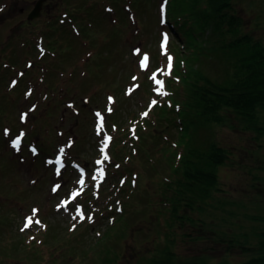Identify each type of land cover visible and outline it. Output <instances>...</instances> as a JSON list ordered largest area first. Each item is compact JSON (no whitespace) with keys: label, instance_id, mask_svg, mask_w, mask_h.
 <instances>
[{"label":"rangeland","instance_id":"374dc122","mask_svg":"<svg viewBox=\"0 0 264 264\" xmlns=\"http://www.w3.org/2000/svg\"><path fill=\"white\" fill-rule=\"evenodd\" d=\"M35 2L0 0V264H196L246 257L228 239L254 242L264 230L263 221L247 217L264 215V93L245 104L242 97L239 104L221 101L211 117H197L196 110L207 100L202 88L218 89L242 72L235 61L245 47L230 52L221 47L224 40L248 33L264 45V0H230L219 16L201 20L206 38L196 47L168 28L164 0H44L40 16L28 19ZM29 34V46L39 49L26 55L28 48L19 45H27ZM42 46L51 50L42 55ZM200 46L207 52L192 57ZM64 49L73 53L58 70ZM144 54L147 69L140 67ZM168 56L173 71L157 76L168 93L160 96L150 77L167 70ZM20 83L25 88L13 91ZM152 99L157 105L142 117ZM182 109L189 124H180ZM105 136L112 139L101 152ZM16 137L19 150L11 145ZM209 141L223 147L222 162L198 159L195 151L186 161L198 173H215L205 188L174 166L182 152ZM105 154L108 160L97 165ZM65 200L67 207L58 209ZM33 209L41 223L21 231Z\"/></svg>","mask_w":264,"mask_h":264},{"label":"trees","instance_id":"16d2710c","mask_svg":"<svg viewBox=\"0 0 264 264\" xmlns=\"http://www.w3.org/2000/svg\"><path fill=\"white\" fill-rule=\"evenodd\" d=\"M168 0L167 4L165 5V12H166V22L168 28L171 29V31L175 34V36L180 39L184 40L187 45H193L196 47L197 43L201 42L206 38L205 36H201L205 34V31L207 30L206 27L203 25L201 20L206 19H212L215 12L221 14V10H223L225 5H228L230 0ZM82 10H80V13ZM77 14V13H75ZM234 15V14H232ZM87 17V15H86ZM62 28V27H61ZM49 30V29H48ZM33 33V31H31ZM30 33V34H31ZM61 33V32H59ZM30 34L25 37L24 40H26V43H20V48H28V51L25 52L26 55H31L32 50H38V45H33L32 47L29 46L31 37ZM55 35L56 32L54 33ZM63 34V33H62ZM202 37L199 41L198 38ZM55 38V37H54ZM59 38L63 40H66L65 35H60ZM72 38L70 37V40ZM53 38L48 39V45L50 46V43H52ZM69 42V39L67 40ZM241 46L245 47L246 54H242L241 57L238 58L235 61V67L242 69V72L240 73L239 77H236L234 80L230 82V84H219L217 87L218 89L214 88L215 84H208L205 88H202L201 95H206L207 100L202 104V107L199 109L197 108V117H211L216 113V106L221 103V101L225 104H239L237 100L240 99V103H247V99L250 95L256 96L258 93H264V86L260 87L256 84L257 81H264V74L261 76V70L257 69V63L258 61V68H261L264 70V63L262 62L264 60V45H261L259 41H257L256 38L252 37L248 33H240L236 35L234 38L231 39V41L224 40L222 42V48L225 50L229 49L228 51H235L239 50ZM51 47V46H50ZM44 52H48L51 50L49 47L46 49L43 46L41 47ZM254 48V49H253ZM207 48H204V46H200V51L196 54L198 56H195L196 54H192V57H200L203 53L207 52ZM193 53H195V50H192ZM230 51V52H231ZM72 50H61L59 53V61H57L58 66L56 68H59L58 70L62 69V60H65L64 58H70L72 55ZM34 56V53L32 54V57ZM41 56V55H40ZM240 57V56H239ZM195 60V58H194ZM197 64V63H196ZM29 68L30 64L27 65ZM29 69H26V71ZM259 70V72H258ZM260 73V74H259ZM27 74V73H25ZM260 75V76H259ZM190 80H187V83H189ZM185 84V82H184ZM260 84V83H259ZM1 85V82H0ZM25 88V86H22V84H18L17 86H14L12 89L13 91H16L17 93ZM258 95V96H259ZM219 97H222V99H218ZM188 107V106H187ZM197 107V106H196ZM3 108L0 107V112H2ZM185 112L184 109L181 111V118H178L179 121H181L180 124L187 123L189 124V121L184 118L182 115ZM205 115H204V114ZM208 114V115H207ZM183 121V122H182ZM181 125V127H182ZM12 131V130H11ZM185 140L182 139V143L185 147ZM29 145V143H26V145ZM27 145V146H28ZM31 146H34V144H30ZM171 145V144H170ZM22 148V147H21ZM24 148V147H23ZM42 148V147H41ZM44 149V148H43ZM187 150V149H186ZM182 152V158L180 160V163L178 165L174 166L175 172H183L184 175L192 176V180H195L196 182L202 181L203 184H206L205 188H208L210 184L215 182V173L210 171L208 172L206 169H200V173L196 172L192 169L190 166V163L186 162L189 154H193L195 151V156H198V159L208 158L212 160L213 162L219 163L224 160L225 152L223 151V147L215 143L214 141H209L206 143H202L201 146H193V148L188 152ZM188 153V154H187ZM190 155V156H191ZM208 172V174H207ZM210 173V174H209ZM196 177V178H195ZM194 178V179H193ZM198 178V179H197ZM167 189H170L167 188ZM204 190V189H203ZM119 202H121L119 199H117ZM205 204L201 205L204 207ZM251 220L255 221H263L264 222V215L262 216H247ZM235 244L237 243L239 247L241 248L242 252H244V255L246 254V257H243V259L239 260L238 262H214L211 260H200L196 261V264H264V230H260L257 233V239L256 241L252 242L249 241L247 238H244V241H239L235 239H228V244Z\"/></svg>","mask_w":264,"mask_h":264},{"label":"snow or ice","instance_id":"6c2138e0","mask_svg":"<svg viewBox=\"0 0 264 264\" xmlns=\"http://www.w3.org/2000/svg\"><path fill=\"white\" fill-rule=\"evenodd\" d=\"M167 2H168V0H164V4H162V7H161L162 17H163L164 10H165V5L167 4ZM163 22H165V21L162 19V23ZM168 43H169V36H168L167 33H164L163 34V39H162V44H161V48H162L163 54H167V45H168ZM134 51L136 53H139L140 52L139 49H135ZM167 59H168L167 70H164L162 68L161 69H157V71L154 72L152 74V76L150 77V79L155 84V89H154L155 92L158 95H160V96H167L168 93L165 90V81L163 79H157V76L160 75V74H162L164 76H171L172 71H173V58L171 56H168ZM148 61H149L148 55L147 54H144L143 55V58L140 60V67L142 69H147V67H148ZM133 79L135 80L136 78L133 77ZM13 83H15V81ZM129 91L131 92V89ZM111 100H112V98L109 97V101H111ZM157 103H158L157 100L152 99L151 102H150V104H149V106H148V110H146L145 112H143L141 114L142 117H147L148 114H149V111L151 110V108L154 107V106H156ZM108 110L111 111V108H109ZM97 116L99 117L100 116V113H97ZM23 118L24 117L22 116V119ZM99 130H100V125H98V132H99ZM131 131H132L133 136H135V125L133 126V128L131 129ZM7 134H8V130L5 129V135H7ZM111 139H112V137L105 136V138L103 140V147L101 148V152H104L105 149H107L108 144H109V141H111ZM20 144H21L20 137H16L15 139H12L11 140V145L13 146V148H15L17 150H19ZM60 151L63 152V149H61ZM107 160H108V156L105 154L104 155V158H103V161L102 160H97L96 161V164L97 165H101L104 161H107ZM57 174H59V169H57ZM98 175H99V177L101 179L103 178V176H104V169L103 168L98 169ZM79 183L81 185H83L84 184V180L81 179L79 181ZM121 183H123V181H121ZM133 183H135V180H133ZM59 187H60L59 185H55L52 190L55 192ZM77 195H78L77 192H73L72 193V198L74 199ZM69 203H70V201H68V200L63 201L61 205H58V209L60 207H65L66 208ZM32 211H33V215L26 217V222L24 224V228H22L21 231H24L25 229H28L33 223H36V224H40L41 223L38 219L37 220H34V216L36 215V213H37L38 210L37 209H33ZM76 211H77V214L79 215V217H80L81 220L85 219V215H84V213L81 211V209L79 207H77ZM73 219H76V217H73ZM87 219L89 221H92L93 220V217L91 215H88L87 216ZM73 228H75V225H73ZM97 235H99V233H97Z\"/></svg>","mask_w":264,"mask_h":264},{"label":"water","instance_id":"95a60500","mask_svg":"<svg viewBox=\"0 0 264 264\" xmlns=\"http://www.w3.org/2000/svg\"><path fill=\"white\" fill-rule=\"evenodd\" d=\"M43 1L44 0H36L33 8L27 14V18L28 19H35V18H38L40 16L42 5H43Z\"/></svg>","mask_w":264,"mask_h":264}]
</instances>
